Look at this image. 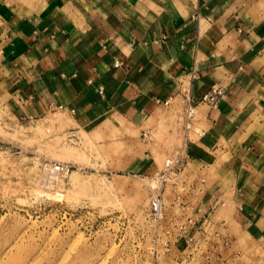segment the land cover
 I'll use <instances>...</instances> for the list:
<instances>
[{"label": "crops", "instance_id": "crops-1", "mask_svg": "<svg viewBox=\"0 0 264 264\" xmlns=\"http://www.w3.org/2000/svg\"><path fill=\"white\" fill-rule=\"evenodd\" d=\"M0 71L32 115L147 131L148 165L185 145L206 208L264 225V0H0ZM215 83L217 106L199 102Z\"/></svg>", "mask_w": 264, "mask_h": 264}, {"label": "rangeland", "instance_id": "rangeland-1", "mask_svg": "<svg viewBox=\"0 0 264 264\" xmlns=\"http://www.w3.org/2000/svg\"><path fill=\"white\" fill-rule=\"evenodd\" d=\"M7 80L0 71V264H264V225L231 202L206 208L204 175L166 170L177 150L152 149L148 165L140 129L32 115Z\"/></svg>", "mask_w": 264, "mask_h": 264}, {"label": "built area", "instance_id": "built-area-1", "mask_svg": "<svg viewBox=\"0 0 264 264\" xmlns=\"http://www.w3.org/2000/svg\"><path fill=\"white\" fill-rule=\"evenodd\" d=\"M194 77L197 76V73L194 72ZM226 93V89L224 86L215 83L213 84L201 97L199 102H204L209 104L210 106H217L218 102L221 98L224 97ZM198 102L192 98H189L186 108L184 110V114L181 118V125L184 132V137L189 138V133L193 129L194 119L196 116V108ZM147 131H144L143 135L145 136ZM185 145H183L182 149L177 152V154L166 160V170H173L175 172H180L185 163ZM58 169L60 170H69L68 165L58 164ZM151 211L155 218L160 219L163 215V198L161 193H154V196L151 201Z\"/></svg>", "mask_w": 264, "mask_h": 264}]
</instances>
